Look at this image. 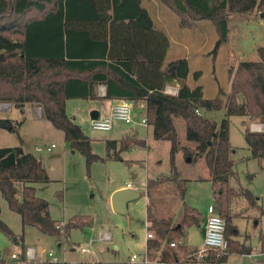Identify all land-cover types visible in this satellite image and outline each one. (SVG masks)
Returning a JSON list of instances; mask_svg holds the SVG:
<instances>
[{"label":"trees","instance_id":"1","mask_svg":"<svg viewBox=\"0 0 264 264\" xmlns=\"http://www.w3.org/2000/svg\"><path fill=\"white\" fill-rule=\"evenodd\" d=\"M159 1L184 27L209 21L218 35L216 49L227 41L230 16L264 13V0ZM168 48V37L154 29L141 0H0V104L16 109L25 104L38 107L42 118L63 134L64 142L82 155L89 169L105 159L93 154L90 139L67 116L66 101L94 99L95 87L103 85L106 99L127 100L132 107L143 102L153 138L170 143L171 166L168 177L146 182V193L170 183L182 201L176 215L148 202L146 224L154 236L147 241L148 255L164 264H224L231 254L246 251L233 240L238 232L229 209L231 201L241 194L251 197L249 191L237 192L229 183L234 162L228 118L247 117L262 126V132L245 129L243 137L251 157L264 170V47L257 49L256 61H243L228 70L229 92L219 90L213 99L205 98L200 86L186 85V60L164 65ZM198 76L195 73V79ZM174 82L179 84L177 96L164 94V88ZM219 110L225 112L219 124L205 115ZM174 118L184 121L186 140L195 144V151L188 150L186 155L204 159L213 204L225 221L227 250L209 252L200 260L189 257L192 252L184 243L186 230L199 226L203 219L183 201L187 181L175 167L179 140ZM19 126L0 118L2 130L16 133ZM144 145L137 139L106 141V157L120 160L119 153ZM48 181L41 160L34 155L20 147L0 149V195L8 209L19 215L23 228L57 237L91 226L90 217H75L65 224L51 219L47 203L30 185ZM0 232L16 240L1 220ZM260 243L264 253V234Z\"/></svg>","mask_w":264,"mask_h":264},{"label":"rangeland","instance_id":"2","mask_svg":"<svg viewBox=\"0 0 264 264\" xmlns=\"http://www.w3.org/2000/svg\"><path fill=\"white\" fill-rule=\"evenodd\" d=\"M166 11L178 21L179 26H172L168 33L170 52L164 65L174 52L198 50L189 61L186 85L191 89L200 86L207 99L215 98L219 90L228 93V68L235 69L238 62L256 61L257 49L264 47L262 12L255 11L251 15H238L228 20V44L216 49L218 35L209 21L205 20L199 28L190 30L183 28L179 19L169 10ZM182 41L185 42V48L178 46ZM195 73H199L197 79ZM89 103L92 102L72 100L67 109V114H74L76 123L92 142L93 154L105 159L104 162L93 163L89 169L82 155L72 153L64 144L63 134L46 122L40 113L34 114V108L25 111L16 133L0 129V149L20 147L25 153H31L41 160L49 181L30 185L35 188L36 195L47 203L53 221L65 224L75 217H90L92 220L91 226L73 229L68 236H47L33 227L23 228L19 215L8 209L0 195V220L16 239L9 240L0 232V264H22L28 248H34L37 252V260L29 264H47L44 260L49 253L64 264H128L132 255L142 256L145 252V238L149 231L146 229L147 202L152 200L154 206L171 214L181 202L170 183L161 184L150 195L145 190L148 180L171 174L170 143L155 140L150 127H136L119 121L113 123L111 131H94L84 118L83 109ZM205 115L217 124L225 117L222 111L206 112ZM11 116V104H0V118L11 119ZM228 120L231 160L234 162L231 183L237 191L253 194L250 198L239 195L229 209L234 216L233 225L237 226L242 236L248 235L251 247H255L258 234L264 231V173L259 163L251 157L243 134L251 121L253 124L258 123L247 117L234 116ZM243 122L246 127L242 125ZM174 125L179 140L175 166L180 177L187 181L183 201L190 207L198 205V212L204 213L208 205H212L209 177L207 181L203 179L206 178L207 168L203 160L191 159L186 155V151L195 147V144L186 140L184 121L174 118ZM131 129L138 131L137 137L145 141V146H136L133 147L135 150L131 148L120 153L121 161L107 158L105 140L120 139L125 132L128 137ZM52 145L53 149L45 152ZM37 149L43 152L38 153ZM115 151L113 149L109 153ZM126 185L137 190L139 197L126 204L125 214L115 213L111 206V192ZM106 234L112 239L104 240ZM190 242L197 247L202 246L198 229L191 234ZM82 248L88 249L92 256L81 253ZM12 255L18 256V259H12ZM260 259L264 261V257ZM256 260L259 261L245 256L231 257L226 264H255Z\"/></svg>","mask_w":264,"mask_h":264},{"label":"crops","instance_id":"3","mask_svg":"<svg viewBox=\"0 0 264 264\" xmlns=\"http://www.w3.org/2000/svg\"><path fill=\"white\" fill-rule=\"evenodd\" d=\"M141 5L143 6V8L144 9H146V11L148 12V14H149V16H150V18H151V20H152V23H153V27H154V29L156 28L157 29V31H160V32H163L164 34H166V36L167 37H169V35H168V33H170V31H171V27L172 26H175V27H178L179 26V23H178V21H176L173 17H171L170 15H169V13H168V11H166V10H169L172 14H174V16H176V14L173 12V11H171L168 7H166L164 4H162L159 0H141ZM251 15V14H250ZM234 16H238V15H232V16H230L229 17V20L230 19H232V17H234ZM177 17V16H176ZM261 17V16H260ZM178 18V17H177ZM179 19V18H178ZM203 21H205V20H202V21H199V22H197L193 27H191V28H187V27H184V26H182L183 28H187V29H190V30H193L194 28H199L198 26H200V24H201V22H203ZM179 22H180V20H179ZM181 24V23H180ZM155 29V30H156ZM169 39V38H168ZM172 43H174L175 41H171ZM216 43V42H215ZM224 44H228V39H227V41L224 43ZM223 45V44H222ZM178 46L179 47H186L185 46V42H179L178 43ZM221 47V46H220ZM198 50H195V51H193V52H191V51H189V50H187V51H185L184 53H180V52H174L172 55H171V57H170V59L167 61V64L168 63H170V62H174V61H178V60H186L187 62H188V64H189V61H190V59L192 58V56L194 55V54H196V52H197ZM169 52H170V49L168 48V50H167V54H166V57H165V59L168 57V55H169ZM165 62V61H164ZM240 62H238L237 64H236V66L239 64ZM166 65V64H165ZM236 66H235V68H236ZM229 69H233V68H228V70ZM228 80H229V83H230V79H229V76H228ZM185 83H186V81H185ZM100 86H103V85H97L96 87H95V89H94V95H95V98L94 99H87V100H89L90 102H92V103H89L84 109H83V111H85L84 112V114H85V117H84V114H83V117L85 118V121H87L89 124H91V121H92V119L90 118V115H91V113H94V115L95 116H97V119H102V118H105L108 114H109V111H110V109H111V107L116 103V102H118V101H120V100H122V99H116V98H112V99H106L105 98V86H103L104 87V94H101V92H100ZM167 86H169V87H175V88H177V89H179V84L177 83V82H174V83H172V84H170V85H167ZM74 100H79V99H74ZM72 100H67L66 101V103H65V110H66V114H67V109H68V107H69V104H70V102H71ZM73 106V105H72ZM28 108H34L33 109V111H34V114H38L39 115V113H40V115H41V111H40V109L38 108V107H35V106H32V105H30V104H25L22 108H20V109H16L13 105H11V115H13V116H11V119L10 120H12V121H15V122H18V123H20V126H21V124H22V122H21V120L22 119H24L23 118V115L25 114V111L28 109ZM219 111H222L223 113H225L224 112V110H219ZM13 113V114H12ZM132 114H133V116H134V118L136 119V121H137V123H134L133 125L134 126H136V127H144V128H149L150 126H142V125H140L139 124V121L142 119V118H146L145 117V104L143 103V102H139L138 103V105L136 106V107H132ZM86 115H87V117H86ZM67 116L69 117V118H71L73 121H74V123H76V121H75V116H74V114H72V115H68L67 114ZM41 117H42V115H41ZM244 118H246V117H244ZM47 122V121H46ZM49 123V122H48ZM254 122H250L249 124H248V126L246 127V123L245 122H243L242 123V125L244 126V127H246L245 129H249L250 131H253L254 132V130H252L251 128H250V125L251 124H253ZM77 124V123H76ZM78 125V124H77ZM19 126V127H20ZM79 126V125H78ZM80 127V126H79ZM81 128V127H80ZM151 128V127H150ZM152 129V128H151ZM82 130V129H81ZM112 130V129H111ZM126 133V132H125ZM125 133H123L124 135L122 136V138H120V139H116V138H111L109 141H116V142H119V141H121V140H126V139H137V140H140V141H144V140H142V139H139L138 137H137V135H138V131H136L135 129H131V130H129V132H128V137H126L125 136ZM105 141H108V140H105ZM144 143H145V141H144ZM64 144H66L68 147H69V145L67 144V143H65L64 142ZM91 146H92V142H91ZM145 146V145H144ZM138 147V146H137ZM69 149L71 150V148L69 147ZM132 150H135L134 148L132 149ZM72 151V153H75V151H73V150H71ZM189 151H192V152H194L195 151V147H193V148H191V149H189ZM125 152H127V151H125ZM121 153H123V152H121ZM119 157H120V153H119ZM122 159H121V157H120V160H118V161H121ZM199 160H203L204 161V159L203 158H199ZM176 161V160H175ZM204 164H205V162H204ZM206 166V165H205ZM176 167V166H175ZM207 168V167H206ZM261 169V168H260ZM176 170H177V168H176ZM261 171L264 173V170H262L261 169ZM206 178H203L205 181H207L208 180V177H209V179H210V175H209V172H208V169H207V173H206V176H205ZM183 179V178H182ZM199 179H201L202 180V178H199ZM253 179V177H251V180ZM196 181V180H195ZM231 178H230V186L235 190V191H237V189L232 185V183H231ZM210 182V181H209ZM237 182V180L235 181V183ZM132 187V186H131ZM121 189H129V188H127V185L126 186H122V187H119V188H116L115 190H113L111 193L113 194L115 191H118V190H121ZM131 190H133V191H137V190H135L134 188H131ZM237 192H239V191H237ZM251 194V197H253L252 195V193H250ZM238 197H240V196H237V197H235V198H233V200L231 201V205L234 203V200H236V199H238ZM211 201H212V205H214L213 204V198H212V192H211ZM149 202H153L152 200H149ZM147 204H148V202H147ZM146 204V205H147ZM181 204H182V201L180 202V203H178V205L176 206V209H175V211L173 212L174 213V215H176L178 212H179V210H180V208H181ZM209 206H211V204L210 205H208V207ZM191 207L192 208H195L197 211H199L198 210V205H191ZM207 207V208H208ZM162 210H164V209H162ZM207 210V209H206ZM169 212V211H168ZM171 214V213H170ZM199 214L201 215V217H202V219H203V221H202V223L199 225V226H192V227H190V228H188L187 230H186V237H185V240H184V243H185V245L190 249V250H196V249H198V248H200V246H195L194 244H192V242H190V237H191V234L193 233V232H195V230L196 229H198L199 230V232H200V234H201V237H202V240H203V232H204V219H205V217H206V212H202V213H200L199 212ZM233 216V215H232ZM252 219H256V218H252ZM233 220H234V216H233ZM233 220H232V222H233ZM236 226V225H235ZM236 229H237V232H238V236L237 237H235V238H233V240H235V241H237V242H239L240 244H243L244 246H245V248H246V251H245V253L244 254H231L229 257H228V259H227V261L224 263V264H226L229 260H230V258L231 257H247L248 259H259V261L258 260H256L255 261V264H261V263H264V261L263 260H261L260 258H263L264 257V253L263 252H261V248H260V245H261V243H260V235H262V234H264V231L262 232V233H259L258 234V236H257V244H256V246L255 247H251V245H250V241H251V238L248 236V235H244V236H242L241 234H240V232H239V230H238V228H237V226H236ZM112 239V238H111ZM146 239V238H145ZM147 239H146V245H145V247L147 246ZM22 243L21 244H23V241H21ZM202 244V243H201ZM115 249H117V247H115ZM65 264H67V263H65Z\"/></svg>","mask_w":264,"mask_h":264},{"label":"built area","instance_id":"4","mask_svg":"<svg viewBox=\"0 0 264 264\" xmlns=\"http://www.w3.org/2000/svg\"><path fill=\"white\" fill-rule=\"evenodd\" d=\"M101 94H104V87L100 86ZM164 94L169 96H177L178 89L175 87L166 86L163 91ZM115 121L123 122L124 124L130 125L137 123L136 119L132 114V106L127 100H120L116 102L110 109L109 114L102 119H95L91 121V128L94 131L98 132H108L111 131L113 123ZM139 124L142 126H147L146 118H142L139 121ZM251 129L254 132H262V126L259 124H253ZM53 145L51 147L46 148L45 152H50L53 149ZM38 153L43 152L42 149L36 150ZM127 188L131 189L130 185H127ZM148 225L146 224V229ZM153 234L150 231L146 233V239H153ZM103 239L108 241L110 240V235H104ZM171 246H174L173 244ZM228 244L225 239V221L221 218L217 212V209L214 205H211L206 210V217L204 219V232H203V240L202 246L196 250H192L189 257L194 258L195 260L202 259L208 252H217L223 253L227 250ZM81 253L90 254L92 253L88 249L82 248ZM14 260L18 259V256L12 255L11 257ZM46 261L47 264H58L61 263L58 258H56L51 253L47 254ZM37 260V252L34 248H28L25 258L22 260V264H29L32 261ZM128 264H164L157 260H152L147 252V246L145 247V252L142 256L132 255L129 258ZM264 264V263H261Z\"/></svg>","mask_w":264,"mask_h":264},{"label":"water","instance_id":"5","mask_svg":"<svg viewBox=\"0 0 264 264\" xmlns=\"http://www.w3.org/2000/svg\"><path fill=\"white\" fill-rule=\"evenodd\" d=\"M260 16L263 18L264 13H261ZM90 118L95 120L97 119V116H95L94 113H91ZM137 197H139V194L131 189H121L115 191L111 196L112 210L115 213L125 214L126 204Z\"/></svg>","mask_w":264,"mask_h":264}]
</instances>
